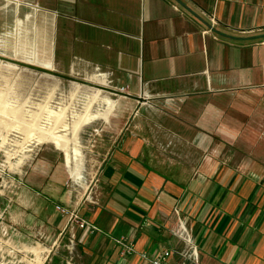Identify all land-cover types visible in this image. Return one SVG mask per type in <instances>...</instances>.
Instances as JSON below:
<instances>
[{
  "label": "crops",
  "instance_id": "obj_1",
  "mask_svg": "<svg viewBox=\"0 0 264 264\" xmlns=\"http://www.w3.org/2000/svg\"><path fill=\"white\" fill-rule=\"evenodd\" d=\"M0 34L19 61L68 57L87 82L129 87L107 92L127 113L111 99L86 123L105 125L89 196L72 205L88 225L55 213L69 247L89 264H150L139 254L161 249L174 264H264V0H0ZM61 153L80 182L82 151ZM119 236L135 254L119 256Z\"/></svg>",
  "mask_w": 264,
  "mask_h": 264
},
{
  "label": "rangeland",
  "instance_id": "obj_2",
  "mask_svg": "<svg viewBox=\"0 0 264 264\" xmlns=\"http://www.w3.org/2000/svg\"><path fill=\"white\" fill-rule=\"evenodd\" d=\"M0 35V55L19 60L12 57V49ZM70 61L66 57L62 65L50 69L79 80L90 76L70 73ZM106 87L117 91L121 85ZM111 99L126 113L130 110L131 102L120 96L0 61V264H53L52 257L58 255L59 264L90 263L89 255L68 246L67 235L58 236L55 215L61 214L55 207L72 212L77 198L89 196L86 187L98 168V161L91 160L96 149L90 145L94 140L91 133L104 129L105 124L96 120L76 134L74 124ZM52 132L65 140L69 157L76 156L75 149L78 154L82 151L80 182L69 175L72 163L65 166L63 154L45 140ZM100 138L105 141L107 136ZM214 150L221 167H226L227 145H217ZM61 194L66 199L63 204L57 201Z\"/></svg>",
  "mask_w": 264,
  "mask_h": 264
},
{
  "label": "built area",
  "instance_id": "obj_3",
  "mask_svg": "<svg viewBox=\"0 0 264 264\" xmlns=\"http://www.w3.org/2000/svg\"><path fill=\"white\" fill-rule=\"evenodd\" d=\"M128 86H121L117 91L121 94L128 93ZM56 210L61 214V216L68 217L71 222H76L79 224V227L87 226L88 224L80 220L79 217L75 212H69L60 206L55 207ZM114 244L118 248L119 256H131L136 253L134 249V243L132 240L125 236H119L118 238L114 239ZM142 259H146L149 261L150 264H174L170 262L171 259V251L169 249H161L153 253L152 255L145 253L139 254Z\"/></svg>",
  "mask_w": 264,
  "mask_h": 264
},
{
  "label": "bare ground",
  "instance_id": "obj_4",
  "mask_svg": "<svg viewBox=\"0 0 264 264\" xmlns=\"http://www.w3.org/2000/svg\"><path fill=\"white\" fill-rule=\"evenodd\" d=\"M8 1H12V0H8ZM15 1V0H13ZM15 21V20H14ZM33 59V58H32ZM52 64V63H51ZM43 67H47V68H51V66L49 64H43ZM89 83H92L93 85H98L100 87H104L105 86V81L103 78H99V76H94L92 78H90ZM95 89V88H93ZM97 92H100V89H95ZM98 95V93L96 94ZM105 101V100H104ZM113 104L114 102L111 100H106V108H104L103 110H99L94 112V113H90V114H86L85 116L80 117V119L78 121H76V123L74 124V132L76 134V132H78L80 130V128L82 127V125L88 123L89 121L93 120V119H104L106 120V118L108 117L110 111L113 108ZM45 140L49 143H51L55 148H57L58 150H60L61 152L67 153V147H66V142L63 138H61L60 136H57L54 134V132H52V134H48L45 138ZM76 151V156L79 155L77 150Z\"/></svg>",
  "mask_w": 264,
  "mask_h": 264
},
{
  "label": "water",
  "instance_id": "obj_5",
  "mask_svg": "<svg viewBox=\"0 0 264 264\" xmlns=\"http://www.w3.org/2000/svg\"><path fill=\"white\" fill-rule=\"evenodd\" d=\"M0 61L1 62H4V63H7V64H10V65H14V66H17V67H22V68H25V69H31V70H34V71H39V72H43L47 75H50V76H57V77H60V78H64V79H67L71 82H75L77 84H80V85H85V86H88V87H91V88H95V89H100L101 91H106V92H110V93H119L118 91H115L114 89H109L107 87H100L98 85H93L92 83H89L85 80H79V79H75L73 77H70V76H64L62 74H59V73H56L54 71H52L50 68H47V67H41V66H37L35 64H31V63H27V62H22V61H19V60H15V59H12V58H8V57H4V56H1L0 55ZM121 94V93H119ZM128 96V95H126Z\"/></svg>",
  "mask_w": 264,
  "mask_h": 264
},
{
  "label": "trees",
  "instance_id": "obj_6",
  "mask_svg": "<svg viewBox=\"0 0 264 264\" xmlns=\"http://www.w3.org/2000/svg\"><path fill=\"white\" fill-rule=\"evenodd\" d=\"M60 259H61V255H58L56 257H52L51 261L53 262V264H59Z\"/></svg>",
  "mask_w": 264,
  "mask_h": 264
}]
</instances>
